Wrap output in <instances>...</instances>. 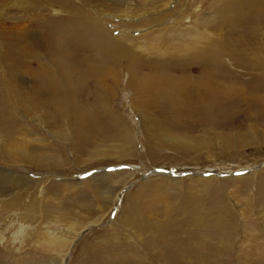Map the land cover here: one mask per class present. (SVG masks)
Returning a JSON list of instances; mask_svg holds the SVG:
<instances>
[{
    "label": "bare ground",
    "instance_id": "bare-ground-1",
    "mask_svg": "<svg viewBox=\"0 0 264 264\" xmlns=\"http://www.w3.org/2000/svg\"><path fill=\"white\" fill-rule=\"evenodd\" d=\"M38 1L45 7L42 28L48 33L47 43L53 51L48 50L43 37H35L30 48L21 53L12 51V55L16 60L26 55H43L52 67L42 69L32 82L26 81L31 90L23 87L24 80H14L17 73H2L0 164L13 163L25 169L46 170L45 173L66 172L71 160L96 161L99 150L91 149L96 133L103 141H119L107 159L121 161L134 153L137 159L153 163L146 159L148 153L161 149L178 158L188 152L184 143L186 137H192L187 131L190 126L191 130L200 128L207 133L209 125L205 121L209 120L203 121L204 116L235 104L236 97L245 90L237 80H264V0H224L220 7L212 5L217 18L209 21L193 20L189 14L192 0H177L173 10H168L172 0ZM48 6L57 8L56 17L51 18ZM177 9L180 11L175 13ZM167 19L172 22L168 24ZM135 22L138 24L134 25ZM111 25L113 31L109 30ZM207 26L212 33L204 29ZM220 28L226 29L227 36L216 32ZM141 29L144 33L137 36L135 32ZM32 46L42 47L43 51L37 53ZM124 72L126 77L122 80ZM123 85L130 87L125 90L130 94L128 107L138 117V124L115 107V98ZM24 99L26 107L19 108L22 119L30 120L39 129L48 128L44 134L55 138L53 141L58 144L45 141L36 134L37 130L20 124L16 113ZM32 113L36 116L29 117ZM139 133L141 137L137 136ZM138 139L143 147L139 154ZM162 140L170 148L160 146ZM65 144L74 152L71 160L62 156L61 147ZM3 170L0 222L2 213L14 211L19 216L17 220L32 221L40 216L52 227L62 226L80 212L96 220L94 226L99 225L102 213H108L116 204L119 191L135 178L125 171H99L86 180L62 183L50 178L32 180ZM236 181L244 183L242 178L177 179L167 174L138 182L123 197L109 226L117 234L112 235L115 243L107 249V264H264V216L253 215L239 231L237 222L231 224L235 215L227 207L216 209L211 218L216 222L209 219L215 225L210 230L201 225L208 222H203L206 217L196 209L197 203L184 205V201H189L184 199L179 205L172 203L180 184L209 182L217 186L212 185L208 192L220 196L225 203L223 192ZM245 181L249 187L250 180ZM32 183L41 184L40 197L28 193ZM155 194L161 196L153 197L155 202L151 204L167 205L161 206L163 213H156L160 219L144 221L143 206L152 213L146 199ZM198 196H191L190 201ZM36 209L41 212L39 215L33 212ZM243 211L238 218L245 219ZM52 235L51 242H57V234ZM223 238H227L226 244ZM64 255L57 264H63Z\"/></svg>",
    "mask_w": 264,
    "mask_h": 264
},
{
    "label": "rangeland",
    "instance_id": "rangeland-1",
    "mask_svg": "<svg viewBox=\"0 0 264 264\" xmlns=\"http://www.w3.org/2000/svg\"><path fill=\"white\" fill-rule=\"evenodd\" d=\"M176 1L177 0H172L168 10L174 9L175 4H177ZM192 1H194V3L189 14L192 15L191 17L193 20L202 18L203 20L209 21L212 20L213 17L217 18V12H215L216 10L214 8L216 6L220 7L224 0ZM48 7L51 18L56 17L57 14L55 12L57 8L54 6ZM211 9H213L214 12H212ZM44 10V5L40 4L38 0H0V78L1 75L6 72L8 76L13 72L17 73L14 74V80L17 83H19L21 79L24 80L25 86L23 87L28 90H31L32 87H30L31 85L29 83L26 84V81L32 82L42 69L46 67L45 70H50L49 68L52 67V65L51 63L45 62L43 55H35V57L26 55L16 60L12 55V51L21 53L24 49L30 48L32 45L31 39L35 37H43L46 40V47H49L48 50H52L47 43L48 33L43 31L42 28V14L45 12ZM179 11L180 9H177L175 13ZM163 15H165V12H163ZM106 20H108V18H106ZM170 20L171 19H167L166 22L169 24L172 22ZM136 22H139V20H136ZM136 22L134 25L138 24ZM113 28V25L109 26V30L113 31ZM204 29L208 33H212V29L209 26ZM152 30H154V27H151V31ZM114 31V33H116V30ZM139 31L135 32L137 36L140 33L143 34L145 30L141 29ZM216 32L220 35L225 34V36H227L225 28H220ZM32 50L40 52L41 50L43 51V48L32 46ZM51 53L53 54L54 52ZM195 72L196 71H193V73ZM124 74L121 75V79H125L126 74ZM237 81L245 90L236 97L235 104L233 103L231 107L227 104L225 105L227 110L222 106V110L209 112L204 116L203 121L209 120L205 121L206 125H209L207 133L203 132V130L200 131L198 127H196L198 128L197 130L195 128L191 130L192 126H190V129H187V131H190L189 135L192 137H186L184 143L187 146L184 149L188 152H184V154L179 155L178 158L174 155H170L168 152L169 150L161 149L160 152L155 151V153H148L149 156L147 158L145 157L146 159L149 158L148 161L153 163L144 162V158H142V160H140V158L137 159L133 152V154L129 157H125L121 161L107 159L106 156L111 154V151L117 147L119 141H117V139L103 141L96 133L93 135L95 144L91 149H93V151L99 150V154L95 156L96 161L92 163H81L80 161L71 160L74 152L70 150V145L65 144L61 147L62 156H66L71 160V162L66 165V168H69L66 172L53 170L54 173H45L46 170L36 171L31 168H21L13 163H1L0 170L4 169L3 171L15 172L32 180L50 178L62 183L79 182L86 180L92 174L99 171L103 173L125 171L133 174L135 178L127 182L119 191L116 204L109 209L106 215L102 213L101 218L98 220L100 224L97 226H94L96 220H92L91 217L81 212L75 215L69 222H64V225L62 224V226H60V224H58V227H52V225L45 223L41 220L40 216L32 221L28 220V222L17 220L18 215L14 211L2 213L3 218L2 222H0V251L2 250L5 252L2 254L0 253V264H57L64 254L63 264H107V249L114 245L115 242L112 235L117 234L115 230L109 229V226L112 225L115 219L114 217L120 210L123 197L128 194L138 182H144L147 179H152L155 176L163 174L170 175V177L177 179H244V183L236 181L235 183L237 184L230 185L226 188L223 192L226 200L225 203L220 196L217 197L216 194L208 192V189H211L212 185L217 186L216 183L210 184L211 182H209L207 185L194 183L180 184L176 192L177 194H174V200L172 198L169 202L173 200L172 203L177 204L181 201L189 200L184 201V205L190 204V202L197 203L198 206L195 205L196 209L198 208L197 210L204 213L203 215L206 217L203 222H208V225L201 224L206 229H214L215 225L212 221H216L211 218L214 217L213 215H216V209H224V207H227L225 209L231 211L233 215H235L232 218V220H234L231 221V224L237 222L238 224L236 223V225L239 231H242L243 223L253 215L257 217L264 216V80L258 81L256 79H250L248 81ZM258 85L262 86L257 87ZM126 89H130V87H125L124 85L120 87L118 91L119 94H117L114 101L115 107L118 112L121 113L122 111L128 120H132L133 123L138 124V117L135 116V114L133 115L131 109L128 107L130 94L125 91ZM27 91H25L26 97L29 96ZM26 101L27 99H24V102L19 103L17 108L16 115L20 124L24 123L30 130H37L36 132L38 133L36 134L44 138L45 141L58 144V142H54L56 141L55 138L44 134L45 131H48V128L41 127L42 129H39L36 124L32 125V123L29 122L30 120L26 121L22 119L19 108L23 109L26 107ZM39 113L41 114V112ZM28 116L34 117L36 115L32 113V115L28 114ZM38 116L40 115L38 114ZM206 117L208 118L206 119ZM0 136L2 138L1 134ZM137 136L141 137V134L139 133ZM166 142L167 141L162 140L160 146L164 148L169 147ZM141 150H143L141 139H138L136 152L139 154ZM97 157L102 159L100 160ZM59 174L67 176L64 178ZM245 180H250L251 185L249 187ZM242 184H247V186H243ZM41 188V184H29L28 193L32 196L36 195L40 197ZM64 195L66 198L70 197L68 194ZM155 195L156 196L150 195L146 199L148 200L147 203L152 207L151 209H153L152 213L147 211L145 205L143 206L142 219L144 221L148 218L160 219V216H157L156 213H163L164 208L161 206L167 205V202H165V204L162 203V205L160 203H155L156 205L151 204V202H155L153 197L158 198L161 196ZM188 195L190 196L188 197ZM191 196L198 197H196L193 202L190 201ZM90 201V198L86 199L87 204H89ZM244 202L247 203L246 208H244ZM157 206L160 208H157ZM221 206L223 208H221ZM243 209V213H246L245 219L242 217L238 218V213ZM33 212L35 214L37 213V215L41 213L39 209L33 210ZM148 213L151 215H148ZM209 219L212 221H209ZM201 225H197L198 227L195 225L192 226L195 229L199 227L201 229ZM188 228L185 227L186 230ZM63 229H65V231ZM120 231H118L119 234ZM52 232L57 234V242L55 243L51 242L53 236ZM226 239L227 238L222 239V242L225 244ZM185 249H187V245ZM112 250L114 251L115 249ZM55 259L56 261L52 262V260L54 261Z\"/></svg>",
    "mask_w": 264,
    "mask_h": 264
}]
</instances>
